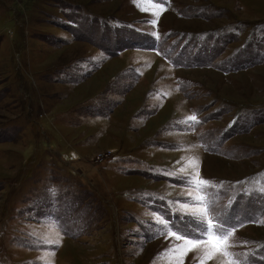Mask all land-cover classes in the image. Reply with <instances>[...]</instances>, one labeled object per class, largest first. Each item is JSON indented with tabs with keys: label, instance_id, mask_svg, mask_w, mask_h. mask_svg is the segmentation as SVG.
Masks as SVG:
<instances>
[{
	"label": "rangeland",
	"instance_id": "obj_1",
	"mask_svg": "<svg viewBox=\"0 0 264 264\" xmlns=\"http://www.w3.org/2000/svg\"><path fill=\"white\" fill-rule=\"evenodd\" d=\"M0 264H264V0H0Z\"/></svg>",
	"mask_w": 264,
	"mask_h": 264
},
{
	"label": "snow or ice",
	"instance_id": "obj_2",
	"mask_svg": "<svg viewBox=\"0 0 264 264\" xmlns=\"http://www.w3.org/2000/svg\"><path fill=\"white\" fill-rule=\"evenodd\" d=\"M153 23H155V21H153ZM190 119L193 120V121H195L196 117L193 116V117H191ZM207 226H208V228H207L206 233H207V235H208V239H209V241H210L211 243H213L214 245H216L217 247H219V244L223 243V239H226V238H227V234H228V233H226L225 231H217V230H216L217 233H218V235H217L215 238H213V237H212V232H213L214 225H213V223H212L211 220H209V221L207 222ZM215 227H216V229H217V226H215ZM221 237H223V239H221ZM179 238H180V237H177V239H179ZM203 240H204V236H200V237H198V238L188 239V240L186 241V244H187V245H193V246H195V245H197V244L203 242Z\"/></svg>",
	"mask_w": 264,
	"mask_h": 264
}]
</instances>
